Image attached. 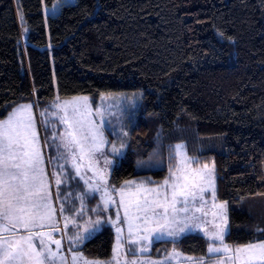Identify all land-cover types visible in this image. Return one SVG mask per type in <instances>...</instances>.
<instances>
[{
  "label": "trees",
  "instance_id": "obj_1",
  "mask_svg": "<svg viewBox=\"0 0 264 264\" xmlns=\"http://www.w3.org/2000/svg\"><path fill=\"white\" fill-rule=\"evenodd\" d=\"M0 0V119L15 106L58 96L141 90L137 120L110 183L161 184L184 143L193 166L213 164L216 197L229 206L224 242H257L244 199L264 197V0ZM22 17V18H21ZM174 155V151H173ZM109 225L79 250L109 260ZM200 234L156 241L151 254L208 257Z\"/></svg>",
  "mask_w": 264,
  "mask_h": 264
},
{
  "label": "snow or ice",
  "instance_id": "obj_2",
  "mask_svg": "<svg viewBox=\"0 0 264 264\" xmlns=\"http://www.w3.org/2000/svg\"><path fill=\"white\" fill-rule=\"evenodd\" d=\"M80 101H83V105L79 103ZM31 107V105L20 106L0 122V264H67V260L61 255V240L55 239L52 235L53 232L61 231L57 226V215L64 220L65 228L69 224H74L75 216H78L83 208L75 212L72 208L66 209V204L69 202L74 204L76 199L83 201L85 193L99 191L101 186H107L104 169H97L91 164L97 153L103 155L105 136L101 127L94 121L85 120L82 109H87L88 115H91L88 97H76L71 103L55 104V112L49 113L45 110L41 113V116L45 117L41 122L45 140L41 145L37 124L30 113ZM49 115L52 119H48ZM56 120L63 125V130L57 132L53 129L51 136L48 137V128ZM127 135V132L123 133L124 137ZM124 147L126 143L122 141L119 148L113 145L111 152L119 157ZM43 148L54 149L56 152V155L47 161L48 165L53 166L51 178L45 170ZM182 149L183 145L180 144L175 145L174 150L170 148V159L180 158ZM69 158L75 167L76 176L87 185L80 196H74L72 193L65 195L61 191L62 185L74 179L70 175H65V165L59 163ZM85 158L90 161L88 171L93 173L94 179H86L81 173L79 161ZM96 162L98 163V160ZM104 163L112 165L114 161L105 156ZM213 172V168L204 165L191 175H176L170 167L169 177L164 180L163 185L138 190L135 199L127 204H125L122 187L121 206L124 207L125 212L123 222L127 223L129 233L133 232V221L138 222L135 224L137 232L143 230L152 236L178 237L187 229L197 228L211 241L208 247V259H212L213 254H216V264H228V262L230 264H264V236H261L257 242L230 249L224 244L225 230L218 223L204 221L205 226H201L202 216L208 215L204 193L209 188L212 190L213 208L220 210L221 214L225 209V204L215 202ZM53 182L57 188L55 202L60 204L59 209L53 203L51 192ZM133 183L135 182L125 181V185ZM151 193H155L154 198H150ZM197 200L201 201L200 207H189ZM132 209L136 213L134 216L130 215ZM66 210L72 215L65 216ZM197 212L202 216L195 215ZM212 215L216 217L218 213L214 211ZM101 223V220L91 222L92 229H98ZM208 223H212V228L206 227ZM151 225L154 227H150ZM21 229L23 231H20ZM84 231L89 232V229L85 228ZM116 232L117 243L113 248L112 261L90 262L73 255L72 264H80L81 261L83 264H120L122 229L117 227ZM68 239L72 242V246H75L87 237L77 232ZM140 239H147V237L142 236ZM129 243H137V241L130 240ZM50 245H55V249ZM173 255L179 257L180 254L173 252L169 254V257ZM185 259L193 264H208L205 258L194 260L192 257H187ZM132 264L137 262L133 261Z\"/></svg>",
  "mask_w": 264,
  "mask_h": 264
},
{
  "label": "rangeland",
  "instance_id": "obj_3",
  "mask_svg": "<svg viewBox=\"0 0 264 264\" xmlns=\"http://www.w3.org/2000/svg\"><path fill=\"white\" fill-rule=\"evenodd\" d=\"M74 0H55L52 6L44 7L45 17L48 15H54L59 12L61 6L66 3H73ZM142 94L141 90L135 91L133 93H115L110 95H103L99 97L96 101L91 99L89 96H74L68 98H59L56 96L52 102L44 107L38 108L35 107L32 103H22L15 106L4 118L0 119V122L5 120L9 114L13 112L14 109L19 108L20 106L24 105H31L30 113L33 119L37 124V128L39 130L40 135V142L43 145L45 140V132L43 130V124L41 123L45 117L41 116L42 112L48 110L49 113L55 112L56 109L54 107L55 104L60 103L61 105L65 103L73 102V98L76 97H88V107L91 109V115H88L87 109H82L84 111V117L86 121H94V123L101 127L104 132L105 136V143H104V152L103 155L97 153L94 159L91 161V164L94 165L97 169H104L105 177L107 181V186H101L99 191H92L90 193H85L83 201L76 199L75 203H67V208L74 209L75 212H79L81 208L83 211L78 215L75 216V223L69 224L67 228L64 227V220L57 215V226L61 229L59 232H53L52 235L55 239H60L62 242L61 245V255L67 260V264H72V256L77 255L82 257L83 260L87 261H100V262H107L113 260V248L117 243V232L116 228L120 227L122 229L121 234V243L122 247L120 250V264H132L133 261H136L137 264H193V262L185 259L187 257H192L194 260H199L200 258H195L193 256L185 255L177 250H172L161 258L154 257L151 254L152 245L156 241H164V240H177L181 238L185 234L193 233V234H200L204 236V233L201 232L197 228H190L187 229L184 233H181L178 237H169V236H152L148 232H144L141 230L137 232L135 230V224L138 223L137 221H133V232L130 234L128 230L127 223H124L125 220V212L124 207L121 206V188L124 189V197H125V204H127L130 200L135 199V194L138 190L142 189H152L157 188L163 185V182L157 186H149L143 182L137 180H131L135 183L131 185H125L123 183L121 186L117 187L110 183V176L112 173L113 168L115 167L117 161L124 155L127 145L130 138V130L131 127L135 124L137 120L138 109L142 101ZM81 105H83V101H80ZM99 109V112H97ZM24 114V113H22ZM48 119H52L51 115H49ZM55 129L57 132L63 130V125L59 124V120H56L54 124L50 125L48 128V137L51 136V133ZM127 132V137L123 136V133ZM124 141L126 143V147H124L121 151L119 157L114 156L111 152L112 146L115 145L117 148L120 147L121 142ZM183 145L182 149V156L177 159L176 168L173 170L176 172V175H191L195 170L201 169L203 166H193L192 161L193 158L188 155L186 145L184 143H178ZM177 145V144H176ZM175 146V145H174ZM43 154L45 159V170L49 174V178H51V174L53 172V166L48 165L47 161L56 155L54 149L43 148ZM107 157L110 160H113L114 163L112 165H105L104 157ZM98 160V163L96 162ZM59 163H63L64 173L65 175H70L74 177V179L69 180L67 183L61 186V191L67 195L72 193L74 196H80L82 194V190L87 188V185L84 183L83 180H80L79 177L76 176L75 167L73 166V162L71 158L67 161H59ZM81 165V173L85 176V178H93V173L88 171L90 161L85 158L83 161H79ZM208 165L209 168L214 169L213 164H205ZM214 176V184H215V202L216 203H223L225 204V209L223 213H220V210L213 208V199H212V190L209 188L207 192L204 193V198L207 201L206 210L208 211V215L203 217L201 213L197 212L195 215L202 216L201 218V226L204 227V221L208 222H215L218 223L224 230V237L228 233L229 230V206L227 203L220 202L217 200L216 197V180H215V169L213 172ZM169 177V175H168ZM167 177V178H168ZM94 179V178H93ZM91 182V181H90ZM78 185V187H77ZM139 186V189H138ZM51 192L53 195V203L54 206L59 209L60 204L55 202V197L57 194V188L54 182L51 185ZM147 194V193H145ZM155 193L150 194V198H154ZM63 199V197H61ZM107 201V202H106ZM201 201L197 200L195 204H190L189 207H200ZM238 207L246 209L250 212V214L254 217V221L256 224H261L264 227V197L257 196L250 199H244L240 203H238ZM95 210V211H93ZM217 212L218 215L213 217L212 213ZM65 216H70L72 213L68 212L67 210L64 212ZM130 215H136L135 210L132 209L130 211ZM183 215V214H181ZM96 220H101L102 223L98 229L93 230L91 227V222ZM226 221V222H225ZM115 222V223H113ZM103 225H109L114 232L115 240L112 246V258L109 260H94L89 259L86 257L79 249L87 240H89L92 236H94L98 231L101 230ZM150 227H154L151 225ZM208 228H212V223H208L206 225ZM85 228L89 229V232H85ZM141 229H143V225H141ZM215 231V229H213ZM77 232L83 233L87 239L83 242L76 243L75 246H72V242L68 239L70 236H74ZM147 237V239H140V237ZM205 237V236H204ZM207 240L208 238L205 237ZM130 240H136L137 243H129ZM209 241V240H208ZM211 243V241H209ZM230 249H235L241 246H231L226 244ZM247 245V244H246ZM53 249H55V245H50ZM217 246H220L217 244ZM209 247V246H208ZM142 248H146V251H142ZM179 253V257L173 255L169 257L170 253ZM208 253V249H207ZM209 256V253H208ZM223 259V257H220ZM217 256L213 254L212 259L208 260V257H205V260L208 261V264H216ZM83 264V261L80 262ZM230 264V262H228Z\"/></svg>",
  "mask_w": 264,
  "mask_h": 264
},
{
  "label": "crops",
  "instance_id": "obj_4",
  "mask_svg": "<svg viewBox=\"0 0 264 264\" xmlns=\"http://www.w3.org/2000/svg\"><path fill=\"white\" fill-rule=\"evenodd\" d=\"M20 231H23L22 229L20 230ZM114 240H115V235H114ZM37 243H38V241H37ZM114 244V243H113ZM78 249H79V247H78ZM112 258V255H111V257H110V259ZM209 260V259H208Z\"/></svg>",
  "mask_w": 264,
  "mask_h": 264
}]
</instances>
